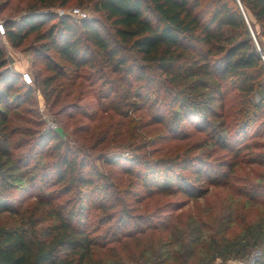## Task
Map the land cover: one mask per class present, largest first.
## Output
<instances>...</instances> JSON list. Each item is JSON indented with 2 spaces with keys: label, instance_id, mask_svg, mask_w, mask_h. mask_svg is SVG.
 Segmentation results:
<instances>
[{
  "label": "trees",
  "instance_id": "16d2710c",
  "mask_svg": "<svg viewBox=\"0 0 264 264\" xmlns=\"http://www.w3.org/2000/svg\"><path fill=\"white\" fill-rule=\"evenodd\" d=\"M70 1L28 0L17 20L4 21L0 35V217L11 219L0 224V264H97V251L121 242L127 248L128 241L164 228L157 212L133 213L126 197L137 198V192L109 181L112 176L93 168L87 156L65 149L56 132L12 125L9 110L28 102L30 88L7 67L2 39L20 47L32 35L36 55L55 54L56 59H42L37 74L47 101L52 96L58 101L59 79H68V85L85 79L98 84L96 97L116 99L119 115L143 110L174 137L188 129L206 134V151L105 161L129 176L127 185L139 184L144 195L196 200L208 185L226 182L238 160L264 165V152L252 153L264 142L246 141L252 127H264V42L258 40L264 35V0H76L88 3L103 21L55 12ZM0 2L1 10L5 1ZM17 76L24 92L11 99L2 86L11 90ZM233 90L240 106L226 109ZM214 152H221L222 163L210 158ZM256 186L241 193L253 199L264 191ZM28 198L32 206L23 207ZM170 205L176 210L183 204ZM91 210L98 215L90 216ZM245 230L236 253L257 250L253 263L264 264V235L249 225ZM157 242L119 260L112 254L113 259L185 264L190 256L180 263L176 252H160L164 243ZM207 247L217 251L213 237ZM217 256L229 259L220 251Z\"/></svg>",
  "mask_w": 264,
  "mask_h": 264
},
{
  "label": "rangeland",
  "instance_id": "374dc122",
  "mask_svg": "<svg viewBox=\"0 0 264 264\" xmlns=\"http://www.w3.org/2000/svg\"><path fill=\"white\" fill-rule=\"evenodd\" d=\"M1 1H5L0 10V19L3 21L17 20L28 2V0ZM76 8L86 17L103 21L98 13L91 11L88 3L85 2L81 6L76 0H71L65 7L56 8L55 12L77 18L72 14ZM258 40L264 42L262 32L258 34ZM2 41L7 67L16 75H20L22 71H29L34 80L33 85H28L30 88L28 102L17 108L11 106L9 110L12 125L27 127L34 131L56 132L65 149L87 156L93 168L112 176L108 178L109 181H118L120 185L137 192L135 196L137 198L126 197L133 208V213L157 212V216L159 215L163 221L164 228L147 231L138 237L139 239L128 241L127 248L124 247V242H121L109 246L106 250L97 251L94 257L97 264H116L112 254L119 260L120 257L135 251L136 247L156 244L158 239V242L164 243L160 252L164 248L176 252L177 261L180 263L186 254L190 253L185 264H256L253 261L260 255L257 250L248 254L245 250H240L239 254L236 251L243 244L247 225L257 231L260 230L264 235V191L253 199L241 193L247 188L255 189L258 187L256 185L264 186V165L238 160L226 182L221 180L220 184L208 185V192L196 200L186 199L178 194L144 195L139 184L131 180V186L127 185L129 176L117 168L113 171L114 166L105 164V161H124L135 154L155 159L160 156L181 155L186 150L188 153L206 151L210 149L205 140L206 134L203 131L188 129V134L174 137L164 123L154 122L151 114L143 110H129L127 116L119 115L115 110L116 99L110 102L109 99L96 97L98 84L91 85L85 79H76L71 85H68V79H59L55 82L54 93L55 95L57 90L61 89L59 96L57 95L58 101L52 100L54 96L47 101L38 85L37 74L44 67L42 59H56L55 54L48 52L44 57L36 55L33 50L37 43L32 41V35L20 47H12L5 39ZM49 73L50 71H46L42 75ZM16 80V86L11 90H6L2 86L3 91L9 93L11 99L24 92L18 76ZM233 95H236L234 90L230 92V101L226 102V109L240 106L237 99L232 100ZM258 127L259 125H255L248 133L246 141L251 145L255 142H264V127L259 129ZM256 151L264 152V147L260 145L253 149L252 153ZM210 158L220 163L225 159L221 152H214ZM42 160H45V157ZM17 183L23 185L25 182L22 179ZM64 199L61 198L59 201ZM33 202V198H28L24 201L23 207H31ZM174 203L183 205L172 210L174 206L170 204ZM89 214L98 215V211L91 210ZM9 222L11 219L6 214L0 217V224ZM211 237L217 244V251L226 253L229 259L221 260V257L217 256V251L207 247ZM236 254L237 260H234ZM166 261H171L170 256H167Z\"/></svg>",
  "mask_w": 264,
  "mask_h": 264
},
{
  "label": "built area",
  "instance_id": "2783aa9c",
  "mask_svg": "<svg viewBox=\"0 0 264 264\" xmlns=\"http://www.w3.org/2000/svg\"><path fill=\"white\" fill-rule=\"evenodd\" d=\"M72 14L76 16L77 18H85L86 15L82 12L79 11V9H73ZM5 33V28H4V21L0 19V35H4ZM20 79L22 80L23 83L26 85H33L34 80L29 71H22L20 72Z\"/></svg>",
  "mask_w": 264,
  "mask_h": 264
},
{
  "label": "water",
  "instance_id": "95a60500",
  "mask_svg": "<svg viewBox=\"0 0 264 264\" xmlns=\"http://www.w3.org/2000/svg\"><path fill=\"white\" fill-rule=\"evenodd\" d=\"M244 17H245V19H246V16L244 15ZM246 22L248 23V21H247V19H246ZM250 31H251V29H250ZM251 34H252V37H253V39H254V41H255V44H256V46H257V48H258V50H260L259 49V47H258V45H257V43H256V40H255V37H254V35H253V32L251 31ZM262 59L264 60V57L262 56Z\"/></svg>",
  "mask_w": 264,
  "mask_h": 264
}]
</instances>
